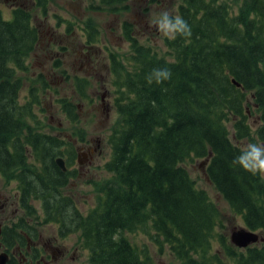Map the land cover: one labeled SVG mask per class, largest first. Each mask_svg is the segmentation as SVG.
I'll use <instances>...</instances> for the list:
<instances>
[{"label": "trees", "instance_id": "16d2710c", "mask_svg": "<svg viewBox=\"0 0 264 264\" xmlns=\"http://www.w3.org/2000/svg\"><path fill=\"white\" fill-rule=\"evenodd\" d=\"M48 1L37 6L46 10ZM126 1L93 6L117 14L129 8ZM178 14L192 35L165 39L163 53L141 42L132 20L122 23L131 50L124 57L111 52L119 113L108 136L112 176L96 184L95 205L85 214L68 194L37 192L41 184L66 191L74 173L57 159L71 160L74 147H65L73 143L61 131L55 134L58 127H50L47 117L38 118V110L46 112L41 94H50L51 83L43 74L31 78L23 99L24 80L15 79L29 70L27 59L42 39L32 12L0 17V175L24 185L25 205L33 192L64 235L81 229L87 264H156L146 247L123 234L148 228L179 264H264V243L241 249L230 242L219 206L185 164L211 155L209 179L245 226L264 235V180L232 163L244 142L264 144V0H183ZM83 24L88 43H99L94 19ZM154 68L169 69L171 79L149 85L146 76ZM57 102L78 119L68 99ZM19 228L21 223L4 227L0 239L11 247L13 239H23Z\"/></svg>", "mask_w": 264, "mask_h": 264}, {"label": "rangeland", "instance_id": "374dc122", "mask_svg": "<svg viewBox=\"0 0 264 264\" xmlns=\"http://www.w3.org/2000/svg\"><path fill=\"white\" fill-rule=\"evenodd\" d=\"M180 2L181 0H158L150 4L146 0H127L126 4L129 8L117 14L108 13L101 8L94 7L93 5H97L99 0H49L46 10L38 8L36 5H27V9L32 12V19L42 29V39L27 59L30 64V70L26 73L19 71L15 75V79L21 78L24 80L25 87L21 93L22 98L24 99L28 95L31 82L30 77H35L40 73L43 74L51 82L53 88L50 94H41V100L46 107V112L38 110V118L45 119L47 117L48 120L46 121L47 123L48 121L51 123L50 127H52V124L59 126L60 128L58 127L57 130H54L55 134L59 131L64 136H74L81 133L78 128L79 126L83 127V125L67 120L66 113L62 111V108L56 101L57 98L70 97L73 94L75 85L74 83V86L72 85L71 80L67 76L79 75L91 77L92 80L90 79L87 92L91 97L95 96L98 99H100V93L102 92L101 81L105 82L111 92V95L108 93L106 96L110 99L112 105L116 88L111 75L109 52H116L121 57H124L131 50L129 42L122 34L123 21L126 19L132 20L137 25V36H139L141 42L152 45L160 53H163L167 50L165 38L160 36L156 28L150 24V21L162 10H169L173 14H177V7ZM89 17L94 19L100 31L101 39L99 44L92 46L85 44L86 36L84 31H86L85 28L87 27L83 23ZM70 26L73 29L71 33H68L71 31L69 30ZM87 46H89V50L86 49ZM61 47H65V50ZM85 53L88 54L85 55ZM89 58L93 61L90 64H88ZM56 61L61 62V65H56ZM62 69H66L67 75L62 73ZM112 107L110 106L107 115L103 113V120L101 119L102 110L100 109V114L97 117L89 119L86 122V129L89 133H101V139L102 136L109 134L110 128L106 130H101V128L108 122L109 125H112L119 118L116 109L113 107L112 111ZM82 113L85 114L86 109ZM251 120L257 123L258 116L252 115ZM40 130L49 131V128L42 127ZM255 143L260 144L258 141ZM102 149V155L97 156L94 161L87 164L90 161L88 160L86 163L81 164L83 165L81 167L82 172L68 185L70 192H76L80 195L79 207L84 212H87L95 205L96 183L110 177V173L104 169L105 162L111 156V148L108 142L102 148L100 147L99 151L102 152ZM201 162L202 160H188L185 164L196 180L197 186L207 190L211 199L219 206L227 230L231 231L235 226L244 225L242 217L231 210L227 200L223 198L211 183L205 173V166H202ZM72 182L74 183L72 184ZM15 190V183L10 184L6 182L0 175V195L2 197L13 196ZM37 207L40 208L39 203H37ZM16 214V205L13 204L10 213L7 216L4 214V216L11 218ZM2 217L3 215H0V218ZM49 229L46 230V233ZM123 234L134 244L146 247L153 255L156 264L180 263L167 246L163 250L160 249V246L153 238L155 234L154 229L148 228V231L139 230L136 232L124 231ZM67 247L70 250L66 255L55 254L54 264L88 263L87 251L78 246V234L70 236Z\"/></svg>", "mask_w": 264, "mask_h": 264}, {"label": "flooded vegetation", "instance_id": "af4514ba", "mask_svg": "<svg viewBox=\"0 0 264 264\" xmlns=\"http://www.w3.org/2000/svg\"><path fill=\"white\" fill-rule=\"evenodd\" d=\"M40 2L41 0H0V17L3 20H12L15 16L16 10L24 8L27 9V5L37 6ZM37 7L43 8L42 5ZM86 49L89 50V46H87ZM87 54L88 53H85V55ZM90 62L93 61L89 58L88 64H90ZM64 72H66L65 74L67 75V71L65 70ZM77 76L79 75L67 76V78L71 80L70 82L72 83V85L73 83H75ZM85 77L92 80V78L89 76ZM101 89L102 92L100 93V99L95 96L91 98L88 96H84L77 88L72 92L74 93V97L80 101L76 105V107L79 109L78 119H80V122L82 123L84 128H86V122L89 119L97 117V115L100 114V109L102 110L101 119L103 120V113H106L107 115V111H109L110 106L112 107L113 105H111L110 99L106 96L108 93L111 95V92L107 88L106 83L103 81H101ZM84 109H86L85 114L82 113ZM109 127L110 125L108 122L103 125L101 130H106ZM68 138L71 140L73 145H65V147H74V153L72 155L73 159L71 161L65 159L67 169L70 170V173H74V176L70 175L68 178V181L71 183V181L74 178H77L79 173L82 172V161L88 158L90 160L89 163H91V161H94L97 156L102 155L103 149L101 152L99 151V148H102L106 144V137L102 136L101 139V133L92 134L89 133V131H86V134L84 136H81L78 133L74 136L69 135ZM74 182L76 183V181ZM74 182H72V184ZM8 183H15L16 190L13 196L2 197V195H0V215H3V217L0 218V222L3 224V229L5 221H9L8 226L10 228L18 223H21L24 228H19L18 231L22 235L23 239H13L11 247L6 245L0 239V255L3 252L7 253L8 256L6 264H54L55 262H53V260L55 258V254L63 256L69 252L70 249L67 247V244L70 238V234H68L67 236L64 235L60 230V225L53 221L46 220L42 224L38 221L34 222V218L31 217L33 214L30 207H32L34 211H36L37 203H39L40 200L35 198V195L32 192L29 197V205H25V203L23 202V194L25 190L24 185L19 180H13ZM67 186L68 184L65 187ZM51 188H54V186L47 187L44 184H41L38 186L37 192L40 195L44 192L50 193L51 195L60 193V197L61 194H68L75 198L76 203L80 205V195L76 192H70L69 190H67V192L61 193L60 189L52 190ZM13 204L16 205L17 214L11 218L5 217L4 214H6L7 216V214L10 213ZM18 215H20L21 217L19 222L15 224L12 223V218H16ZM48 228L50 229L46 233V230Z\"/></svg>", "mask_w": 264, "mask_h": 264}, {"label": "clouds", "instance_id": "9594fccd", "mask_svg": "<svg viewBox=\"0 0 264 264\" xmlns=\"http://www.w3.org/2000/svg\"><path fill=\"white\" fill-rule=\"evenodd\" d=\"M150 24L167 40L175 41L178 38L187 40L192 35L188 22L179 14H173L169 10L160 11ZM171 76L172 73L167 68H154L146 76V80L149 85L153 83L161 85L170 80ZM232 163L252 176L264 180V144L247 143L241 147L239 155Z\"/></svg>", "mask_w": 264, "mask_h": 264}, {"label": "water", "instance_id": "95a60500", "mask_svg": "<svg viewBox=\"0 0 264 264\" xmlns=\"http://www.w3.org/2000/svg\"><path fill=\"white\" fill-rule=\"evenodd\" d=\"M57 162L63 166V168H66L65 166V160L60 157L57 159ZM207 163L204 162L202 165H205ZM0 235H1V224H0ZM259 240L264 241V237L261 238L260 234L248 229L246 227H239V228H233L231 230V241L238 247H248L254 243L259 242ZM7 253H3L0 255V264H6L7 262Z\"/></svg>", "mask_w": 264, "mask_h": 264}]
</instances>
